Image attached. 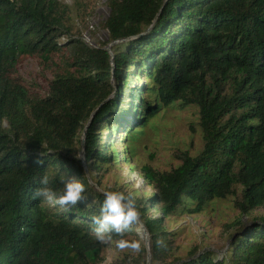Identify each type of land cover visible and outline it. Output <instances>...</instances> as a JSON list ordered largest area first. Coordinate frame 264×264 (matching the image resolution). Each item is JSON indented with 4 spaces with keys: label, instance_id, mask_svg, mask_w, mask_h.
Returning <instances> with one entry per match:
<instances>
[{
    "label": "trees",
    "instance_id": "1",
    "mask_svg": "<svg viewBox=\"0 0 264 264\" xmlns=\"http://www.w3.org/2000/svg\"><path fill=\"white\" fill-rule=\"evenodd\" d=\"M72 1L84 20L85 0ZM107 7L109 52L83 44L72 9L59 0H0V264H104L112 244L139 241L140 224L151 264H264V215L249 218L264 211V0H107ZM55 57L44 96L14 77L22 58L46 71ZM190 106L201 150L181 153L168 172L141 167L150 194L130 193L138 221L100 244L93 218L104 196L91 183L98 187L93 174L119 157L114 135L123 134L124 155L133 158L158 113ZM125 115L131 120L121 123ZM82 134L85 167L76 160ZM43 176L57 193L78 180L83 199L61 208L34 198ZM229 198L248 223H234L225 256L194 257V249L177 263L165 224ZM138 254L133 264H146L145 248Z\"/></svg>",
    "mask_w": 264,
    "mask_h": 264
},
{
    "label": "rangeland",
    "instance_id": "2",
    "mask_svg": "<svg viewBox=\"0 0 264 264\" xmlns=\"http://www.w3.org/2000/svg\"><path fill=\"white\" fill-rule=\"evenodd\" d=\"M59 1L72 9V18L83 44L89 48H100L101 45H105V50L109 52L110 47L115 44L106 46L108 33L104 29V23L109 15L107 0H85L88 8L82 21H79L76 15L72 0ZM53 62L55 65H51L49 69L43 71L37 59L22 58L16 66L14 77L22 81L32 93L44 96L52 73L55 67L59 66V58L55 57ZM138 84L147 88V82L143 80ZM111 86L115 90L113 80H111ZM141 98L144 102L147 101V96L144 95ZM125 116L124 119L120 120L121 123L131 120L129 115ZM119 131L118 133H120ZM118 135H114L116 141L114 149L119 153L117 161L108 165L105 172L102 171L100 176L93 174L96 179L95 182H99L98 187L95 186V183L90 182L101 193L119 191L126 196L132 190H136L138 195L145 193L148 196L150 194L149 189L146 188L137 172L141 167L148 166L157 172H168L180 164L178 159L181 157V153L195 156L202 148L198 127V110L193 106L186 109H164L158 113L144 128L139 141L134 144L135 155L133 158L124 155L127 144L126 142L121 143V136ZM79 141V146L76 147V160L85 167L83 134ZM124 145H126L125 148ZM234 201L233 198L215 201L200 215L173 218L165 224L175 236L174 258L180 259L177 263L186 262L189 259V253L194 249L197 251L194 257H198L203 252H213L219 260L225 256L230 243L229 236L236 231V227H233L234 223L240 218L243 225L248 223L247 217H241L235 210ZM151 215L154 218H159L155 211H152ZM263 215L264 211H256L249 218H258ZM136 234L139 238L140 249L145 248L146 242L149 246V238L146 237L144 227L141 224L136 230ZM126 241L132 242L134 240L130 238ZM139 251L135 252L127 248L121 250L116 247V244H112L107 249L104 264H111L113 260L122 258L125 259L126 264H133L138 259ZM145 259L146 264H151L147 252Z\"/></svg>",
    "mask_w": 264,
    "mask_h": 264
},
{
    "label": "clouds",
    "instance_id": "3",
    "mask_svg": "<svg viewBox=\"0 0 264 264\" xmlns=\"http://www.w3.org/2000/svg\"><path fill=\"white\" fill-rule=\"evenodd\" d=\"M48 177L43 176L40 180L38 189L34 192V198H43L51 206H65L76 205L78 201L83 199L82 193L84 186L75 179H68L63 182V189L60 193L49 188ZM104 199L101 206L100 217H94L93 223L99 225L94 229L96 241L100 244L106 243L111 239L110 235L106 233H115L121 235L130 224L135 223L139 219V213L136 207L134 197L129 194L125 196L122 192H104ZM118 249H131L138 252L140 245L137 241L128 242L126 240H119L116 243Z\"/></svg>",
    "mask_w": 264,
    "mask_h": 264
},
{
    "label": "water",
    "instance_id": "4",
    "mask_svg": "<svg viewBox=\"0 0 264 264\" xmlns=\"http://www.w3.org/2000/svg\"><path fill=\"white\" fill-rule=\"evenodd\" d=\"M126 40H123V41H121V42H125ZM113 96V95H112ZM112 96H110V98L112 97ZM109 98V99H110ZM84 158V157H83ZM145 230V229H144ZM145 234H146V237L148 238V235H147V233H146V231H145ZM145 249H146V252H147V257L150 259V255H149V246H148V242H146V244H145Z\"/></svg>",
    "mask_w": 264,
    "mask_h": 264
}]
</instances>
